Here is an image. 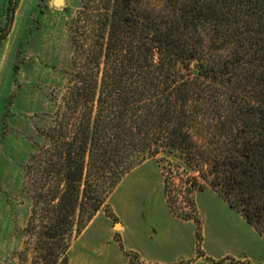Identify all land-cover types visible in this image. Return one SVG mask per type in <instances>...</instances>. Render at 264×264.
<instances>
[{
    "label": "trees",
    "instance_id": "obj_1",
    "mask_svg": "<svg viewBox=\"0 0 264 264\" xmlns=\"http://www.w3.org/2000/svg\"><path fill=\"white\" fill-rule=\"evenodd\" d=\"M68 32L73 69L54 110L36 116L31 208L12 264H68L120 179L158 156L206 177L264 237V0H81ZM197 175L173 194L161 172L165 205L195 223L201 255Z\"/></svg>",
    "mask_w": 264,
    "mask_h": 264
},
{
    "label": "rangeland",
    "instance_id": "obj_2",
    "mask_svg": "<svg viewBox=\"0 0 264 264\" xmlns=\"http://www.w3.org/2000/svg\"><path fill=\"white\" fill-rule=\"evenodd\" d=\"M7 5L8 0H0V27L7 21ZM80 5L81 0H17L7 35L0 42V264H12L25 239L31 198L24 188V167L40 141L36 116L54 110L53 98L63 93L73 69L68 23ZM161 172L173 194L197 175L172 156L135 165L71 242L68 264H122L130 249L143 250L166 235H194L192 220L169 213ZM196 177L197 184L203 185L194 191L201 235H259L211 190L206 177ZM178 206L193 213L184 201ZM105 211H111L113 218ZM118 235H124L121 245ZM186 240L182 236L174 247L184 249ZM256 253L264 256V247Z\"/></svg>",
    "mask_w": 264,
    "mask_h": 264
},
{
    "label": "crops",
    "instance_id": "obj_3",
    "mask_svg": "<svg viewBox=\"0 0 264 264\" xmlns=\"http://www.w3.org/2000/svg\"><path fill=\"white\" fill-rule=\"evenodd\" d=\"M119 225L121 229L123 226ZM182 236L187 239L186 247H174ZM119 238L124 241V235ZM199 246L201 255L197 254L195 235H166L165 240L150 243L143 250L130 249L122 264H264V256L256 253L264 247L262 235H201Z\"/></svg>",
    "mask_w": 264,
    "mask_h": 264
},
{
    "label": "water",
    "instance_id": "obj_4",
    "mask_svg": "<svg viewBox=\"0 0 264 264\" xmlns=\"http://www.w3.org/2000/svg\"><path fill=\"white\" fill-rule=\"evenodd\" d=\"M57 1H59V0H57ZM116 225H117V223H116Z\"/></svg>",
    "mask_w": 264,
    "mask_h": 264
}]
</instances>
